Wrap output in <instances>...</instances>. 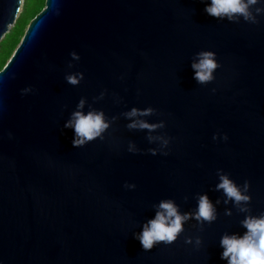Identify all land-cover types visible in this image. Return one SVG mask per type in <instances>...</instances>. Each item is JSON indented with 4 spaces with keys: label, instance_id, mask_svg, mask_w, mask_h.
Segmentation results:
<instances>
[{
    "label": "water",
    "instance_id": "1",
    "mask_svg": "<svg viewBox=\"0 0 264 264\" xmlns=\"http://www.w3.org/2000/svg\"><path fill=\"white\" fill-rule=\"evenodd\" d=\"M210 3L41 1L0 68V264H229L222 238L264 218V0L249 6L257 23L211 17ZM20 7L0 0V40ZM201 51L218 64L203 85L191 67ZM76 111L104 113L103 140L73 147L64 125ZM136 121L164 127H127ZM220 175L250 201L217 190ZM202 195L212 223L190 219L173 244L143 250L134 234L161 201L194 213Z\"/></svg>",
    "mask_w": 264,
    "mask_h": 264
},
{
    "label": "clouds",
    "instance_id": "2",
    "mask_svg": "<svg viewBox=\"0 0 264 264\" xmlns=\"http://www.w3.org/2000/svg\"><path fill=\"white\" fill-rule=\"evenodd\" d=\"M257 3L258 0H246V2L245 0H211L210 5H207L204 11L209 16L218 19L226 17L231 21L237 16H242L245 21L257 23L255 17L249 12V6L256 5ZM260 11L262 9L258 8L257 12ZM70 55L73 59H80L75 52H71ZM197 57L198 62H194L191 65L194 69V79L201 85L211 83L214 80L213 72L218 67L215 53L212 51H201L197 53ZM82 79L83 74L68 75L66 77L67 83L73 86L78 85ZM31 91H33L31 87H26L21 90V94L24 95ZM212 91L215 92V89H212ZM100 98H103V93H101ZM83 105L84 100L81 99L77 107L83 108ZM154 111L151 107L142 111L133 108L125 115L127 117H135L138 114L147 116L152 115ZM109 126L102 111H89L87 114L76 111L72 114V118L64 125L65 128H72L74 130L72 145L76 148L83 147L96 139L103 140V134L108 130ZM127 127L130 129L139 128L153 131L157 127H164V124L161 122L158 125H150L144 121H136ZM216 139L217 136L213 135V140ZM223 139L226 141L228 137L223 135ZM168 143V140H164L163 146L167 147ZM129 151H135V149L130 145ZM149 153L151 155L157 154L155 149H149ZM162 155H168V152H163ZM248 186V181L245 180V191L248 190ZM124 187L134 189L135 185L126 183ZM220 189L237 204L250 201V197L243 195L236 184L226 175H220V183L217 185V190ZM215 218V210L207 196L202 195L199 197L198 207L194 213L186 212L181 214L173 201H161L154 219L149 220L143 225L141 232L134 234V238L139 240L144 251H150L157 244L171 245L176 242L180 234L184 232V224L188 220L195 219L200 224H210ZM243 225L247 228V234L243 238L237 239L234 236L222 238L221 245L224 251L221 258H227L229 264H264V218H247L243 222ZM192 242V237H185V244H192ZM195 242L197 245L200 244L199 237H196Z\"/></svg>",
    "mask_w": 264,
    "mask_h": 264
},
{
    "label": "trees",
    "instance_id": "3",
    "mask_svg": "<svg viewBox=\"0 0 264 264\" xmlns=\"http://www.w3.org/2000/svg\"><path fill=\"white\" fill-rule=\"evenodd\" d=\"M41 1L21 0L20 11L12 27L0 40V68L12 53L28 20L43 8Z\"/></svg>",
    "mask_w": 264,
    "mask_h": 264
},
{
    "label": "rangeland",
    "instance_id": "4",
    "mask_svg": "<svg viewBox=\"0 0 264 264\" xmlns=\"http://www.w3.org/2000/svg\"><path fill=\"white\" fill-rule=\"evenodd\" d=\"M20 11V10H19Z\"/></svg>",
    "mask_w": 264,
    "mask_h": 264
}]
</instances>
